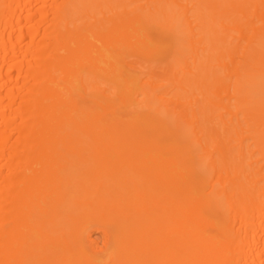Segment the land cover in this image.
<instances>
[{"label": "bare ground", "instance_id": "bare-ground-1", "mask_svg": "<svg viewBox=\"0 0 264 264\" xmlns=\"http://www.w3.org/2000/svg\"><path fill=\"white\" fill-rule=\"evenodd\" d=\"M0 264H264V0H0Z\"/></svg>", "mask_w": 264, "mask_h": 264}, {"label": "rangeland", "instance_id": "rangeland-1", "mask_svg": "<svg viewBox=\"0 0 264 264\" xmlns=\"http://www.w3.org/2000/svg\"><path fill=\"white\" fill-rule=\"evenodd\" d=\"M93 237H95L97 240H99V239H100V237H99V234H98V233H94V234H93Z\"/></svg>", "mask_w": 264, "mask_h": 264}]
</instances>
